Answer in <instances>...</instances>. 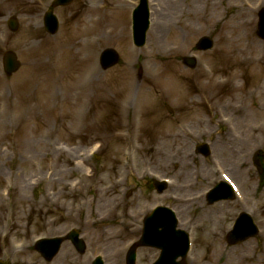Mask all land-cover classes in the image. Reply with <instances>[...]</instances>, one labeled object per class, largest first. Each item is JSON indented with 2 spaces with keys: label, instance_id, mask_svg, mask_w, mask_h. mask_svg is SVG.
<instances>
[{
  "label": "rangeland",
  "instance_id": "obj_1",
  "mask_svg": "<svg viewBox=\"0 0 264 264\" xmlns=\"http://www.w3.org/2000/svg\"><path fill=\"white\" fill-rule=\"evenodd\" d=\"M50 1L0 0V259L89 264L101 255L116 264L139 237L143 217L161 205L174 211L192 239V264H264V188L250 163L254 151L264 152V42L256 35L264 0H245L254 9L250 27L259 49L243 48L238 37L245 28L227 26L243 0H215L202 21L188 19L200 29L194 34L171 19L156 49L148 31L143 47L131 44L128 15L137 0H75L54 11L59 29L53 36L42 28ZM168 2L148 5L177 13ZM187 4L182 9L189 10ZM10 16L19 23L14 34L5 25ZM203 36L213 39L210 52L194 49ZM105 48L116 50L120 62L102 71L98 55ZM7 49L20 62L10 78L1 70ZM190 55L194 69L180 62ZM218 79L221 89L206 100L207 87ZM201 143L210 149L206 159L194 152ZM161 154L170 159L165 169L157 164ZM223 174L239 184L244 205L207 206L202 197L185 210L175 200L204 195ZM160 178L175 183L157 194L150 182ZM183 182L185 192L178 189ZM254 203L259 234L228 247L224 237L235 213ZM72 228L85 241L84 255L67 242L50 263L33 251L37 239ZM157 255L139 249L136 264Z\"/></svg>",
  "mask_w": 264,
  "mask_h": 264
},
{
  "label": "water",
  "instance_id": "obj_2",
  "mask_svg": "<svg viewBox=\"0 0 264 264\" xmlns=\"http://www.w3.org/2000/svg\"><path fill=\"white\" fill-rule=\"evenodd\" d=\"M68 0H56L55 5L58 4H65ZM146 1L140 0V5L135 11L134 16V36L136 38V43L140 46L141 40L144 36V32L146 29ZM260 30L259 33L261 36H264V12L260 15ZM9 26L14 30L15 23L11 21L9 23ZM44 26L45 29L53 34L56 31L57 23L56 19L51 15V13H47L44 18ZM211 47V42L207 40L206 38L201 39L198 42L197 48L206 50ZM117 62V56L116 54L111 50H106L101 54L100 57V64L103 69H106L113 64ZM187 65L193 66L194 61L189 59L184 61ZM4 65H5V71L7 75H10L13 73L17 67L18 64L15 60V57L12 53L7 52L4 56ZM200 151L204 154L206 153V148L201 147ZM254 164L259 169L260 166L258 164V161L254 158ZM155 187H158V191L161 190V187L157 186V184H154ZM221 189H216L212 195H210V202L217 200V199H223V198H230V191L226 188L224 185H220ZM160 212V213H159ZM159 213V214H158ZM168 217V218H167ZM174 219L171 215L168 216L166 209H159L156 211L153 216L148 220L146 225V230L143 235V238L140 240L139 245H146V246H153L157 247L162 251V254L164 255L162 258V262L160 264H172L173 261L177 256H184L185 252V238L182 235V232L175 231L174 230ZM245 225L244 222H241L238 224L236 230L241 232L242 227ZM161 229V230H159ZM250 229V228H249ZM251 230L253 228L251 227ZM232 234H230V237ZM244 238V237H243ZM60 240L56 241H42L37 244V249L39 251H44L45 254H52L56 252L58 249V246L60 244ZM79 249L82 250V246H79ZM132 251H130L128 261L129 263L132 261Z\"/></svg>",
  "mask_w": 264,
  "mask_h": 264
},
{
  "label": "bare ground",
  "instance_id": "obj_3",
  "mask_svg": "<svg viewBox=\"0 0 264 264\" xmlns=\"http://www.w3.org/2000/svg\"><path fill=\"white\" fill-rule=\"evenodd\" d=\"M156 1V0H155ZM181 1V4L179 3ZM188 2L189 10L182 9V3ZM247 1L243 0L240 2V5L237 7V11L232 15L230 22H233L230 25L233 28H245L246 31L244 32L243 36L240 35L239 39H244L245 44L243 45V48L248 49L249 47H252L253 49L257 48L259 49L258 42L253 38V33L251 32V17H249V13L254 12V9L250 8V5L246 3ZM171 4L172 9L175 8L178 9L177 13H172V11H168V13L162 12L161 9H157V5H150L149 4V20H150V27L148 31V43L152 45L154 49L160 48L162 45L160 43L161 41V34L163 27L171 20V19H177L178 22L182 25V27L186 30L187 34H194L200 29L196 28L193 24L188 22V19L190 21H202L206 17V11L212 7H215L216 3L215 0H170L168 2ZM180 13H179V8ZM175 9V10H176ZM179 15V16H177ZM249 27V28H248ZM231 42V41H230ZM227 43L226 45H230L232 43ZM178 50L177 48L175 49ZM222 87V81L221 80H214L212 81L209 86L207 87V98L214 97V95L221 89ZM259 94H264V81L259 87ZM226 103V102H225ZM227 107L234 112L235 106L229 105L228 102L226 103ZM238 111V108L236 109ZM232 134V133H231ZM234 136V135H233ZM175 139L179 138L177 134H175ZM180 139V138H179ZM225 148L222 149L221 154L225 155ZM232 151L231 149L227 152ZM226 152V153H227ZM232 153V152H231ZM183 155V154H182ZM231 160L234 162V159L231 158ZM150 162H153L152 157L150 158ZM170 162L169 158H165L163 154H161L160 157V163H157L158 166H160L162 169L166 168V164ZM232 162V165H234ZM236 163V162H235ZM186 165L185 163H182L181 166ZM230 170V169H229ZM182 174V171L180 172V175ZM175 183V181L172 182V185ZM186 182H183L180 187H178L179 190L185 192L186 189ZM201 196L193 194L192 196L185 194L179 196L178 200L181 201L183 204V207H185V210L188 209L189 206L195 205L199 203Z\"/></svg>",
  "mask_w": 264,
  "mask_h": 264
}]
</instances>
